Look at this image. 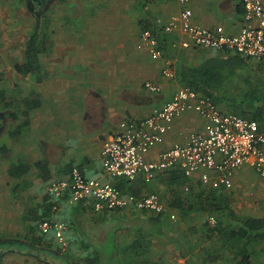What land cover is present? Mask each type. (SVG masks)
<instances>
[{
  "label": "crops",
  "instance_id": "1",
  "mask_svg": "<svg viewBox=\"0 0 264 264\" xmlns=\"http://www.w3.org/2000/svg\"><path fill=\"white\" fill-rule=\"evenodd\" d=\"M185 7L192 9V20L195 23L225 34H235L243 25L244 8L240 0H190L187 5L180 3L179 0H153L152 5L147 4L144 16L136 15L131 19L125 15L120 16L119 21L123 28L120 35L117 34L116 38H113L111 45H96L97 40L92 35L81 41V38L67 35V32L66 35H59L60 30L58 31V29L54 37V33L51 31L54 44L50 50V65L46 69L42 63L43 69L40 73L35 74L34 82L35 91L40 96L42 107L47 113L45 118L52 116V112L61 111L52 119L55 123V132L54 129H51L53 134L51 139L39 143L33 139H27L32 130L22 133L18 145V157L16 160H9V171L15 164L23 163L28 166V170L18 178L23 179L25 187L32 185V191H35L40 197L36 206L33 207L31 217L26 214V211L21 216L22 226L25 229L30 226L28 232L37 229L40 234L37 226L43 217V212L46 211L45 200L48 202V198L51 199L48 194V186L53 180L68 177L73 167H78L86 177L113 181L114 179L104 173L102 150L104 144L120 131V123L124 120L145 119L151 115L154 109L160 108L168 102L176 90L182 86L178 80L179 64H197L216 53L217 50L214 49L183 48L180 44L184 39L182 33L177 31L170 34L162 30L171 17ZM70 17L74 16L70 15ZM144 21L160 31L163 37L162 44L166 51L164 59L151 61L145 56L151 57L148 48L141 45V28L143 29ZM100 23H102L100 19H86V24L90 25L88 27ZM71 33L73 34V32ZM123 37L134 39V44L142 50V53L132 52V49L130 50L123 44ZM166 58L172 60L173 77L163 73ZM41 60L43 62L42 57ZM76 65L84 68L90 66L89 86L84 85L87 81L82 74L77 73ZM146 81L161 85V91L158 93L148 91L144 86ZM47 97L51 106L45 102ZM220 109L225 112L229 111L226 107ZM35 124L40 126L45 122L41 120ZM203 127L204 121L196 111L185 112L174 120L173 128L164 136L163 141L152 149L149 158H156L160 151L168 149L177 142H184L190 133L200 131ZM7 148L10 150L12 147L8 144ZM31 174H35L36 177L33 178L30 176ZM162 176L163 178L168 176L166 171L158 172L150 182H144L140 178L133 182L134 190L141 196L148 192L152 193L155 189L154 180L157 178L158 182L159 177ZM187 178L191 179L192 183H202L198 174ZM165 182H169V180H165ZM237 185L246 187L247 192V188H249L253 189L256 194L264 195V179L259 177L256 171L249 166L245 165L235 171L233 186ZM260 197L258 196V199ZM90 204L91 202L87 201L70 205L68 193L59 201L60 207L54 217L68 222L69 227L66 233L71 238L72 245L89 248L88 240L83 235L84 231L89 229L92 234L93 232L107 234L103 227L107 220L122 221L127 220L129 216L137 223L130 227H124L135 231L137 235L134 239L140 235L136 229L140 225L139 223L145 222V220H140V216L146 214L145 212L136 209L125 210V217L111 219L110 213H96ZM241 213L255 217L264 216L258 212L242 211ZM115 227L116 225L111 227L108 232ZM171 230L170 233H172ZM118 234H116L114 242L120 247L116 241ZM93 236L95 239L102 240L97 234ZM106 238L105 235L103 241ZM146 238L151 239L152 237ZM263 241L260 240L254 246L257 247ZM260 251H262L260 246L255 251L253 250L252 264L255 263V260L258 261ZM191 255H188L185 260L191 257L197 263L198 260L194 253ZM207 257L208 255L200 256V264L207 263L205 259ZM215 261L216 263L220 262V260H214L210 263H215ZM258 264L260 263L258 262Z\"/></svg>",
  "mask_w": 264,
  "mask_h": 264
},
{
  "label": "built area",
  "instance_id": "2",
  "mask_svg": "<svg viewBox=\"0 0 264 264\" xmlns=\"http://www.w3.org/2000/svg\"><path fill=\"white\" fill-rule=\"evenodd\" d=\"M187 5L190 0H179ZM244 8V21L239 32H223L199 25L192 20V9L185 7L164 25L165 33H182L183 48L232 50L254 61L264 59V0H240ZM153 59H164L158 38L151 30L141 34ZM163 73L173 77L172 60L166 58ZM153 93L161 91V85L152 81L144 83ZM189 110L203 119L204 127L193 131L184 142H177L160 151L156 158L149 155L164 136L173 128L174 120ZM104 173L112 179L130 182L142 179L150 182L158 172L179 169L186 177L199 175L204 185L230 189L237 169L249 166L264 179V119L243 117L225 112L210 98L190 87L180 86L174 96L162 107L154 109L141 120H124L120 131L113 135L102 150ZM68 193V202L75 205L90 201L95 212L107 210H147L162 213L165 204L157 193L137 196L125 193L112 180L103 181L86 177L78 167H73L66 178L53 180L48 186L52 213L60 207L59 201ZM175 215L172 218L175 219ZM209 222L216 224L214 216ZM44 234L52 232L62 252L67 251L68 224L54 216L40 223Z\"/></svg>",
  "mask_w": 264,
  "mask_h": 264
},
{
  "label": "rangeland",
  "instance_id": "3",
  "mask_svg": "<svg viewBox=\"0 0 264 264\" xmlns=\"http://www.w3.org/2000/svg\"><path fill=\"white\" fill-rule=\"evenodd\" d=\"M152 3L153 0H53L51 7L46 8V12L44 13L45 17L42 18V27L39 31H46L47 33L53 32L55 37L56 30L58 29V31L60 30L59 35H66L67 32V35L81 38V41L87 36L92 35L97 40L96 45H111L113 38H116L117 34L120 35V31L123 28L119 21L120 16L125 15L130 17V19L136 15L144 16L147 4L152 5ZM70 15L74 17H70ZM48 18H51V21H48ZM86 19H100L102 23L97 25L93 24L91 27H88L90 25L86 24ZM35 22L36 19L28 12L24 0H0V94L3 95V97H0V113L4 112L9 115V119L6 120L7 122L2 127L3 130L0 133V239L2 240L0 244H7V247H11L12 249H16V245L22 248L21 244L30 243L31 240L29 238L38 235L39 232L37 229L34 232H28L30 226L26 229L22 226L21 216L26 211V214L31 217L33 207L36 206L40 197H38L35 191H32V185L31 187H25L23 179L10 176L8 170L10 165L9 160H16L18 157V145L22 133L24 134L27 131L31 132L32 130V133L30 136H27V139H33L38 141V143L43 140L49 141L51 135L53 136L51 129L53 130L55 127L52 119L56 114L61 113V111H55L54 113L51 111L52 116L46 119L47 113L42 107L40 96L35 91L34 81L36 76L33 74V76L21 77L13 69L14 64L19 60V53L24 47L22 41L35 31ZM141 31L143 32L144 29L141 28ZM14 37L19 38L16 40L17 42L13 45V48H11L12 43L15 42L13 40ZM123 38V44L130 50L132 49V52L137 51L138 53H142V50L138 49L134 44V39ZM21 42L22 45H19ZM145 56L151 61L155 60L149 55ZM42 58V63L48 69L51 61L50 54L42 55ZM76 70L87 81L84 85L89 86L90 76L88 75L90 74L89 71H91L90 66L89 68H84L76 65ZM30 99L39 102L38 106L33 109L29 108L26 101ZM45 102L49 104L48 97ZM27 111H29L28 115L26 114ZM10 115H14L15 119L10 117ZM41 120L45 124L36 126L37 124L35 122H40ZM8 144L13 149L10 148L9 150L7 148ZM40 172L42 173V170ZM30 176L33 178L36 177L35 174H31ZM156 179L154 180L155 189L153 191L163 198L165 205L168 206V201H172L178 193L181 197L183 196L185 198L186 203L190 202L189 199L191 198L187 196L191 189L190 191L188 190L186 187L187 183L176 187V185L173 186L165 181L163 183L160 180L157 182ZM190 184L194 188L200 186L198 183H192V181H190ZM247 189L248 192L246 191V187L237 185L229 190L232 193L233 207L241 212L247 211L250 213L258 212V214H264V195L261 193L256 194L253 189ZM258 196H261L260 199H258ZM171 210L176 216L173 221L171 220L169 222L171 229L177 231H175V239L178 238L179 242L184 244L185 247L192 243L195 248L194 255L198 260L197 264L201 263V259L199 258L202 255L203 247L207 248L209 246L215 248V246H222L221 249L226 251L223 244H221V236L208 237L211 233L209 229L215 227L217 224V215L206 213L199 208H195L184 215H181V211L178 208H171ZM124 212L111 211L109 215L112 216L111 219H117L119 217L121 219L122 216L125 217ZM211 216H214L216 219L215 225L209 222ZM41 222L42 220L38 223L37 228L40 234H44L40 229ZM136 223L133 219L131 220L130 216L127 217V220L122 221L107 220L103 224V227H105L104 232H107V234H101V232H93L92 234L89 229L88 231H84L83 235L88 240L89 248L72 245L71 238L67 236L69 243L68 249L64 252L61 251V253L68 257L69 261H75L87 255L99 254L104 262L110 263V255L115 252H113V247L115 246L114 240L116 234L119 233L116 241L120 246L117 249V252L120 254V249H123V246L126 244L128 245L137 235L135 231L133 232L128 228ZM114 225H116L114 228L116 231L112 229L108 232ZM95 234L100 236L102 240L95 239L93 236ZM105 235L107 238L103 241ZM144 241L146 244H149V253L152 260L167 264H188L185 258L181 256V252L176 250V245L172 241L161 238H145ZM51 246L59 248L56 238H54ZM258 246L262 248V251H260L258 261L255 260L254 264H258V262L264 264V241L258 244ZM258 246L255 249H258ZM128 258L132 261L134 260L130 256ZM123 261L118 260L112 264H119V262L123 264ZM0 264H43V262L40 259L35 261L27 254L22 255L7 251L3 255Z\"/></svg>",
  "mask_w": 264,
  "mask_h": 264
},
{
  "label": "trees",
  "instance_id": "4",
  "mask_svg": "<svg viewBox=\"0 0 264 264\" xmlns=\"http://www.w3.org/2000/svg\"><path fill=\"white\" fill-rule=\"evenodd\" d=\"M145 21L142 23L143 29L151 30L157 36L159 47L165 53V47L162 44L163 37L160 31L151 27V24H147ZM38 32L39 30L36 28L35 33L27 43L24 63L17 64L15 67L23 76L38 74L43 69L39 54L42 51V46L39 43ZM178 80L182 86L190 87L197 93L210 97L220 108H228L229 111L226 112H234L243 117L256 120L264 119V59L254 61L232 50L216 51V53L204 58L197 64H179ZM0 97H3V95L0 94ZM26 103L31 109L39 104V102L32 99L27 100ZM28 112H26L27 115ZM27 170V165L23 163L15 164V166L11 167L9 174L12 177H18ZM166 174L168 175L166 178L162 176L159 177V180L162 182L169 180L168 183L173 186L176 185V187L185 183L189 185L186 187H189V191L191 189L187 196L191 198L189 199L190 202L186 203L185 198L178 193L172 201H168V206L165 205V210L162 213L138 209V211L146 213L140 216V220H145V222L139 223L140 225L136 229L140 235L128 245L123 246V249H120V254L117 252L118 246L114 242L113 252H115L110 255V263L104 262L99 254H94L75 261L72 260L71 264H112L118 260H124L123 264H167L150 258L149 244L144 241L146 237L172 241L176 245V250H179L181 256L186 258L195 252V248L192 243L185 247L184 244L179 242L178 238L175 239L176 236L174 237V234L176 233L173 229L171 230V225L169 224L171 220L173 221L171 208H178L181 211V215L199 208L206 213L218 216L217 224L209 229L211 233L208 237L221 236V244H223L226 251L221 249L222 246H215V248L203 247L201 256L208 255V257L205 258L207 263L203 261L204 263L202 264H252V254L253 250L255 251L254 245L264 239V216L255 217L237 211L232 205V193L229 189L213 188L200 182L198 185L201 187L197 186L194 188L190 184L191 179L187 178L179 169L167 170ZM113 183L124 192L127 191L141 196L134 190L133 182L114 179ZM160 198L162 200L161 196ZM45 204L46 211L43 212L41 220L53 215L51 210L52 202L49 198L48 202L45 200ZM91 208L94 211L93 207ZM111 211L121 212L125 210L114 209L96 213L109 214ZM170 230L172 233H170ZM49 235L51 236L49 237ZM29 239L32 246L45 247L50 246L54 242V234L52 232L49 234H38ZM58 251L61 252L60 247ZM128 256L134 258V260H130ZM191 257L186 259L188 264H197ZM214 260H220L221 263H216V261L215 263H210V261ZM119 264L122 263L119 262Z\"/></svg>",
  "mask_w": 264,
  "mask_h": 264
},
{
  "label": "flooded vegetation",
  "instance_id": "5",
  "mask_svg": "<svg viewBox=\"0 0 264 264\" xmlns=\"http://www.w3.org/2000/svg\"><path fill=\"white\" fill-rule=\"evenodd\" d=\"M25 4H26V8L28 10V12H30L36 19V26L34 28V30L36 28H38V30H40V28L42 27V18L45 17L44 13L46 12V8L51 7V3L53 2V0H24ZM48 21H51V18H48ZM35 33V31H33V33L26 38L23 42V48L22 51H20L19 53V60L18 62H16L13 66V69L17 72L18 76L23 77V75H21L17 70H16V65L17 64H21L24 63L25 61V55H26V46L28 41L30 40L31 36ZM39 35V43L42 46V51L39 53L40 54V59L42 57V55H45L47 53L50 54V50L53 47L52 45L54 44L53 41V37H52V33H47L46 31L44 32H38ZM19 38V37H18ZM18 38H13V40L15 42L12 43L11 48H13V45L17 42L16 40H18ZM22 42L19 43V45H22ZM20 61V62H19ZM42 62V60H41ZM10 117H13V119H15L14 115H10ZM9 119V115L5 114L4 112L0 113V133L3 130L2 127L6 124V120ZM0 241H2L0 239ZM22 245L21 247H18L16 245V249H12L11 247L8 248L7 244H0V262L1 259L3 257V255L8 251H12V253H17V254H29L28 256L32 257L35 261H38V259H40L41 262H43V264H71V261L68 260V257L64 256L61 252L58 251V248L53 247V246H32L31 242L30 243H25L24 245ZM7 248H6V247ZM5 247V248H4ZM38 247V248H37ZM37 250H39V252H37Z\"/></svg>",
  "mask_w": 264,
  "mask_h": 264
}]
</instances>
